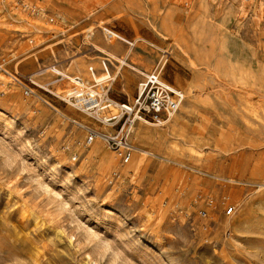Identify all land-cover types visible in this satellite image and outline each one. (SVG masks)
I'll return each mask as SVG.
<instances>
[{
  "label": "rangeland",
  "instance_id": "obj_1",
  "mask_svg": "<svg viewBox=\"0 0 264 264\" xmlns=\"http://www.w3.org/2000/svg\"><path fill=\"white\" fill-rule=\"evenodd\" d=\"M0 60L52 106L0 89V264H264V0H0ZM157 67L184 100L128 163L50 92L91 68L116 114Z\"/></svg>",
  "mask_w": 264,
  "mask_h": 264
},
{
  "label": "built area",
  "instance_id": "obj_2",
  "mask_svg": "<svg viewBox=\"0 0 264 264\" xmlns=\"http://www.w3.org/2000/svg\"><path fill=\"white\" fill-rule=\"evenodd\" d=\"M15 4L32 14L41 12L40 5L29 6L28 4H18L17 2ZM50 21L52 22L53 20L49 19ZM107 64V59L101 62L103 74L108 73ZM89 71L95 76L93 69L90 68ZM161 72L162 68L157 67L144 75L137 85L133 100L129 103H121L115 106L117 109L116 114H113L109 110L110 105L106 99L108 86L105 83L109 80L106 76L102 77L101 79L103 80L99 82L98 79L100 77H98L97 81H93L94 83L91 87H87L85 84L77 81V84L74 83L75 86L71 88H58L57 85H53L50 88V92L61 100L68 102L77 110L91 115L99 123L113 126L115 128V135L113 137L106 136V142L121 157L124 163H128L133 148L130 140L134 125L138 122H144L155 126H162L169 122L179 111L183 103L184 95L182 91L163 82ZM8 88L17 89L26 99H35L51 106L42 98L41 93H39L41 88L32 76L23 75L16 71H9L5 63L0 60L1 94H4L3 91L8 90ZM77 125L86 131V136L82 142L83 147L87 148L91 146L99 138V133L94 129L79 123ZM70 150L69 144H62L58 153L65 154L70 152ZM76 158V156H72L71 161H76Z\"/></svg>",
  "mask_w": 264,
  "mask_h": 264
},
{
  "label": "bare ground",
  "instance_id": "obj_3",
  "mask_svg": "<svg viewBox=\"0 0 264 264\" xmlns=\"http://www.w3.org/2000/svg\"><path fill=\"white\" fill-rule=\"evenodd\" d=\"M89 31H91V30H89ZM89 31H88V33H89ZM106 35H107V37H108V40L109 39H112V38H117V39H119V37H118V35L117 34H109V31H107L106 32ZM92 77L94 78V80H96V77L94 76V75H92ZM67 78H69L73 83H75V84H77V81H79V82H81V83H83L84 84V82H83V80L81 79V78H75V79H72L71 77H67ZM152 155V154H151Z\"/></svg>",
  "mask_w": 264,
  "mask_h": 264
},
{
  "label": "crops",
  "instance_id": "obj_4",
  "mask_svg": "<svg viewBox=\"0 0 264 264\" xmlns=\"http://www.w3.org/2000/svg\"><path fill=\"white\" fill-rule=\"evenodd\" d=\"M134 97H135V96H134ZM134 97H133V98H134ZM132 100H133V99H132Z\"/></svg>",
  "mask_w": 264,
  "mask_h": 264
}]
</instances>
